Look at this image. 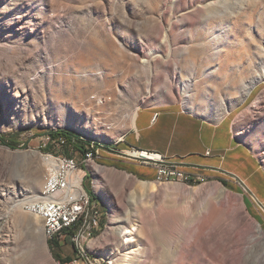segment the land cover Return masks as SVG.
<instances>
[{
    "label": "rangeland",
    "instance_id": "1",
    "mask_svg": "<svg viewBox=\"0 0 264 264\" xmlns=\"http://www.w3.org/2000/svg\"><path fill=\"white\" fill-rule=\"evenodd\" d=\"M260 78L264 0H0V137L16 145H0V264H60L42 222L24 209L51 169L44 156L67 157L48 135L58 130L98 149L94 162L78 152L70 158L100 214L90 235L53 249L61 259L123 264L139 248L129 264H255L247 245L217 260L226 236L213 232L227 226L224 218L197 234L218 188L230 192L233 209L239 198L264 232ZM160 105L210 123L224 117L257 173L250 162V178L182 166L199 178L142 187L153 170L109 148L121 149L139 108ZM195 152L215 160L202 147ZM130 226L137 241L126 250L121 228Z\"/></svg>",
    "mask_w": 264,
    "mask_h": 264
},
{
    "label": "crops",
    "instance_id": "2",
    "mask_svg": "<svg viewBox=\"0 0 264 264\" xmlns=\"http://www.w3.org/2000/svg\"><path fill=\"white\" fill-rule=\"evenodd\" d=\"M223 118L210 123L174 105L139 108L133 124L118 144L121 149L109 150L121 153L129 147H136L157 151L181 168L196 166L209 172L250 178L257 173L254 164L245 149L236 143L231 125ZM225 122L227 126H224ZM199 147L205 149L204 156H212L215 160L204 161L194 157L198 156L195 151ZM228 154H231V162L227 160ZM247 162L252 164L253 174L245 172Z\"/></svg>",
    "mask_w": 264,
    "mask_h": 264
},
{
    "label": "built area",
    "instance_id": "3",
    "mask_svg": "<svg viewBox=\"0 0 264 264\" xmlns=\"http://www.w3.org/2000/svg\"><path fill=\"white\" fill-rule=\"evenodd\" d=\"M53 143H56L58 147H63L65 141L59 138ZM121 153L123 158L130 163L152 169L154 178L178 177L190 182L199 178L194 177L193 173L184 171L179 164L169 161L157 151L129 147ZM97 154L98 149L91 146L83 157L86 162H94ZM206 155H209V152H206ZM55 159H57V165L48 171L49 184L45 192L24 206V209L41 213L47 217L50 226L49 240L54 239L60 245L65 238L73 241L80 234L90 235L92 230L99 228L100 214L94 199L84 188V175L79 176L73 158L58 157Z\"/></svg>",
    "mask_w": 264,
    "mask_h": 264
},
{
    "label": "bare ground",
    "instance_id": "4",
    "mask_svg": "<svg viewBox=\"0 0 264 264\" xmlns=\"http://www.w3.org/2000/svg\"><path fill=\"white\" fill-rule=\"evenodd\" d=\"M259 80H264V79L263 78L257 79L255 83H257ZM250 89L251 87L247 89L246 91L247 94L250 91ZM135 114L136 113H134L133 115L131 125L133 124ZM44 160L46 162V165L51 168L50 170L54 169L57 165V159H55L52 156L49 155L44 156ZM189 182L190 181L185 179H180L178 177H157L153 179V182H143L142 187L148 186L150 188H154L156 185L161 186L167 184L185 185L188 184ZM48 184H49V174L47 173L40 194H43V192H45L46 186H48ZM208 198H209L208 207L206 209V213L202 215L201 225L199 227L200 232L199 234H197V236H204V231L209 229L208 225L210 224L213 228H215V226H218L220 228L221 226L219 225V221H218L220 220V218H224L226 221H228L227 226L225 228L219 229V232L218 229L214 230L213 232V235L215 236H220L222 232H224V236H226V239L224 240L226 243L224 245H221L220 249H218L217 260L222 259L223 254L225 252H228L229 253L228 256L231 257L234 253H236L235 250L239 251L241 246L247 245L252 252L256 251L258 253L257 261L254 263L264 264V232L263 230H261L259 225H257V223L255 224L253 219L249 217L248 213L244 210L241 200L239 198L236 199L237 205L235 206V209H233L231 207V202H230L231 194L230 192H228L227 189L224 188H218L217 192L212 193L210 196H208ZM212 200L213 202H211ZM25 211L32 214L34 217H36L42 222L44 237L46 240H49L50 226L47 217H45L41 213H36L32 210H25ZM213 222L216 223L213 224ZM135 230L136 228H133V226H130L128 229H126L125 227L121 228V231L123 232V238L125 239L124 244L126 246V250H128V247H132L137 241L133 237V232ZM215 245L216 244L212 243V246ZM138 249L139 248L134 250V252L136 253ZM184 251L186 254H189V250L187 248H185ZM135 253H127L125 259L123 260V264H129L132 255H135ZM183 256H184L183 253L182 254L179 253L177 259L182 260ZM222 260L223 262H227V259L225 258Z\"/></svg>",
    "mask_w": 264,
    "mask_h": 264
},
{
    "label": "trees",
    "instance_id": "5",
    "mask_svg": "<svg viewBox=\"0 0 264 264\" xmlns=\"http://www.w3.org/2000/svg\"><path fill=\"white\" fill-rule=\"evenodd\" d=\"M48 135L52 141H56L59 138L64 139L65 144L63 147L65 148V153H66L67 157H71V154L74 152H78V153L84 155L87 152V149L90 147V145L87 142L80 139L79 136H77L73 133L64 131V130L52 131V132H49ZM0 145L8 147L11 150L16 148V145L14 143H12L11 141H8V140L6 141L5 139H2L1 137H0ZM48 148H47V150H48ZM93 148L95 149L94 146H93ZM69 149H70V153L67 154ZM75 230H76V228L74 227V231ZM47 243H48V247L52 253L53 258L57 262H59L60 264L71 263V261L67 260V258L61 259L58 254H55L53 252V249L58 247V243L56 240H54V239L53 240H47Z\"/></svg>",
    "mask_w": 264,
    "mask_h": 264
}]
</instances>
